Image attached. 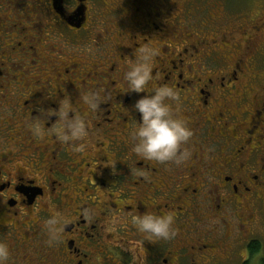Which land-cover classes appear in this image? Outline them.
Wrapping results in <instances>:
<instances>
[{"label":"flooded vegetation","instance_id":"flooded-vegetation-1","mask_svg":"<svg viewBox=\"0 0 264 264\" xmlns=\"http://www.w3.org/2000/svg\"><path fill=\"white\" fill-rule=\"evenodd\" d=\"M194 8L191 0H0L7 264H234L247 244L264 248V90L252 86L264 33L244 37L253 60L234 62L216 40L185 35ZM141 48L156 52L146 91L173 87L171 110L193 132L180 164L132 150L140 116L131 109L145 93H127L123 76ZM90 91L109 97L95 112L81 99ZM64 104L87 122L83 139H60ZM145 213L172 215L176 236L140 233L133 217ZM52 218L56 236L45 227Z\"/></svg>","mask_w":264,"mask_h":264},{"label":"clouds","instance_id":"clouds-1","mask_svg":"<svg viewBox=\"0 0 264 264\" xmlns=\"http://www.w3.org/2000/svg\"><path fill=\"white\" fill-rule=\"evenodd\" d=\"M156 52L150 48H141L134 63L130 64L124 73L123 80L127 86V93H145L132 105V111L140 116L139 124L132 133L133 152L136 156L159 163L175 162L180 164L187 158L188 153H181L193 136L186 121L174 116L169 101H176L178 95L175 89L168 85L152 89L149 93L147 86L153 80L152 61ZM83 103L95 112L109 97L98 92L90 91L81 96ZM60 120L58 128L63 142L83 139L87 134V122L70 110L64 104L58 110ZM38 128L39 125L37 124ZM85 210V215H88ZM133 223L140 233L153 238L170 240L176 236L174 217L172 215H155L145 213L133 217ZM58 220L49 219L45 227L53 236L58 234ZM10 257V246L6 240L0 239V264H7ZM137 264H140L137 261Z\"/></svg>","mask_w":264,"mask_h":264},{"label":"rangeland","instance_id":"rangeland-1","mask_svg":"<svg viewBox=\"0 0 264 264\" xmlns=\"http://www.w3.org/2000/svg\"><path fill=\"white\" fill-rule=\"evenodd\" d=\"M194 2V10H190L192 15L190 17L193 21L192 26L188 25L187 30H185V35L189 33L192 37L205 36L216 40L213 47H222V52L226 50L230 51L231 54H226L231 56L233 61L239 59H244V64L249 63L253 60V57H245L244 49L245 36L256 35L255 28L260 29V33H264V0H191ZM196 4V5H195ZM199 8V9H198ZM220 17V20L214 22V19ZM190 21V22H191ZM219 29L226 31L227 34L230 32L232 35H227V38L231 40L229 42L227 39L223 38L219 33ZM245 32V35L242 32ZM232 45V49H228ZM259 57L261 58L264 54L263 45L259 47ZM260 65L258 70H256V78L253 80V88L255 90H264V56L259 61ZM263 236V235H262ZM254 242V241H253ZM252 243V242H251ZM250 246V245H249ZM240 250L243 257H240L238 261L234 264H243L248 261L247 255L251 254L249 252L248 244L246 247H242ZM260 250V249H259ZM257 255L249 261V264H264V248L256 253Z\"/></svg>","mask_w":264,"mask_h":264},{"label":"trees","instance_id":"trees-1","mask_svg":"<svg viewBox=\"0 0 264 264\" xmlns=\"http://www.w3.org/2000/svg\"><path fill=\"white\" fill-rule=\"evenodd\" d=\"M249 248H250V252H251L252 254H255V253H257V252L259 251V249H260V243L257 242V241H254V242H252V243L250 244ZM244 264H249V262H246V263H244Z\"/></svg>","mask_w":264,"mask_h":264}]
</instances>
